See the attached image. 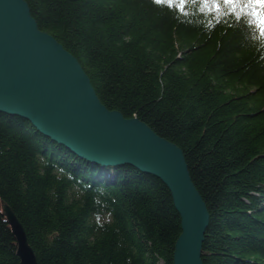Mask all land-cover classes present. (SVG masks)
Instances as JSON below:
<instances>
[{"label":"trees","instance_id":"obj_1","mask_svg":"<svg viewBox=\"0 0 264 264\" xmlns=\"http://www.w3.org/2000/svg\"><path fill=\"white\" fill-rule=\"evenodd\" d=\"M25 1L104 106L183 150L210 214L204 264H264V37L250 18L199 3ZM3 203L38 264H173L182 233L157 177L89 163L0 112V264H21Z\"/></svg>","mask_w":264,"mask_h":264},{"label":"water","instance_id":"obj_2","mask_svg":"<svg viewBox=\"0 0 264 264\" xmlns=\"http://www.w3.org/2000/svg\"><path fill=\"white\" fill-rule=\"evenodd\" d=\"M0 112L29 121L43 136L102 167L132 166L160 179L181 217L173 264H204L207 205L183 150L138 118L100 101L76 57L40 30L25 0H0ZM21 264H38L24 226L2 204Z\"/></svg>","mask_w":264,"mask_h":264},{"label":"snow or ice","instance_id":"obj_3","mask_svg":"<svg viewBox=\"0 0 264 264\" xmlns=\"http://www.w3.org/2000/svg\"><path fill=\"white\" fill-rule=\"evenodd\" d=\"M155 3L178 5L181 12L185 11L187 4L199 3L210 14L226 9L238 18L246 15L250 18L249 23L255 25L260 36L264 37V0H155Z\"/></svg>","mask_w":264,"mask_h":264}]
</instances>
